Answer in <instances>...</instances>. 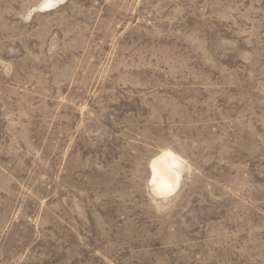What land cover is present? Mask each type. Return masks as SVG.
<instances>
[{
  "label": "rangeland",
  "instance_id": "obj_1",
  "mask_svg": "<svg viewBox=\"0 0 264 264\" xmlns=\"http://www.w3.org/2000/svg\"><path fill=\"white\" fill-rule=\"evenodd\" d=\"M40 1L0 0V264H264V0Z\"/></svg>",
  "mask_w": 264,
  "mask_h": 264
},
{
  "label": "bare ground",
  "instance_id": "obj_2",
  "mask_svg": "<svg viewBox=\"0 0 264 264\" xmlns=\"http://www.w3.org/2000/svg\"><path fill=\"white\" fill-rule=\"evenodd\" d=\"M62 0H41L34 10H51ZM182 160L170 149H163L149 161V185L154 195L163 197L173 193L182 178Z\"/></svg>",
  "mask_w": 264,
  "mask_h": 264
}]
</instances>
